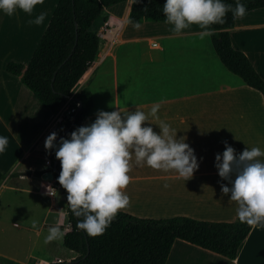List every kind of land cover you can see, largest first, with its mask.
I'll return each mask as SVG.
<instances>
[{
	"label": "crops",
	"instance_id": "1",
	"mask_svg": "<svg viewBox=\"0 0 264 264\" xmlns=\"http://www.w3.org/2000/svg\"><path fill=\"white\" fill-rule=\"evenodd\" d=\"M58 2L44 0L37 5L33 16L47 13L39 26L29 24L33 16L22 11L11 17L0 12V135L9 138L7 149L0 153V171L6 176L0 184V210L14 208L13 201L4 202L7 196L24 197L17 201L23 214L22 234L43 241L49 226L62 229L67 224L64 214L68 201L62 195L61 201L50 195L49 186L53 189L56 181H46L42 175L52 164L45 139L53 131L58 137L62 134L60 119L70 105L67 102L56 113L46 108L18 76L7 71V65L30 62ZM131 6L129 0L106 9L108 17L97 24L99 33L110 16L124 20L117 43L99 48L95 62L80 82L79 89L89 87L94 99L84 125L92 123L99 110L128 112L140 108L150 113L154 103L162 101L160 119L170 124L178 137L186 139L200 167L186 180L146 164L135 166L133 161L129 173L132 180L125 189L130 205L121 211L147 219L184 216L234 222L238 206L221 192V183L227 181L218 175L215 156L224 151L225 141L237 153L246 147L264 149V95L224 66L211 37L201 39L197 25L181 34L165 22H143L137 30L128 22ZM121 7L125 14H114ZM229 32L233 47L247 55L264 80V9L237 17ZM150 122L159 131V121ZM37 217L38 232L31 227V220ZM60 217L62 223L58 222ZM33 255L31 259L45 264L61 261H51L47 250ZM166 264H264V227L253 226L236 260L177 240Z\"/></svg>",
	"mask_w": 264,
	"mask_h": 264
},
{
	"label": "clouds",
	"instance_id": "2",
	"mask_svg": "<svg viewBox=\"0 0 264 264\" xmlns=\"http://www.w3.org/2000/svg\"><path fill=\"white\" fill-rule=\"evenodd\" d=\"M44 0H0V12L9 17L23 12L33 16L37 5ZM243 0L228 3L226 0H165L162 11L165 23L172 31L181 34L192 25L201 31V39L211 37L213 25H224L230 12L233 19L247 13ZM47 13L41 11L28 20L37 26L45 22ZM134 29L142 27L140 20L128 21ZM160 102L154 103L150 113L140 108L134 111L121 110L96 113L95 120L78 126L68 138L53 131L45 139V148L60 161L58 182L67 191V206L78 218L77 228L89 236L103 235L117 214L130 205L125 191L132 180L130 172L135 166L145 164L165 173L174 172L181 178L191 179L200 167L195 150L184 137H178L170 124L158 115ZM150 120L159 131L154 130ZM150 122V123H146ZM9 145V138L0 135V153ZM203 158H200L202 160ZM134 161V164H133ZM218 175L227 184L221 183V192L237 204L236 215L241 223L264 227V149L246 147L237 153L225 141V149L215 156ZM169 187L168 184L164 185ZM51 186H49L50 192ZM54 190V189H53ZM34 231H40V222L31 220ZM64 231L59 226H49L44 242L60 240Z\"/></svg>",
	"mask_w": 264,
	"mask_h": 264
},
{
	"label": "trees",
	"instance_id": "3",
	"mask_svg": "<svg viewBox=\"0 0 264 264\" xmlns=\"http://www.w3.org/2000/svg\"><path fill=\"white\" fill-rule=\"evenodd\" d=\"M129 0H59L41 42L27 65L11 62L7 71L18 76L43 106L54 113L67 102L75 112L65 114L63 136L68 138L84 125L94 107L89 87L79 89L81 80L92 67L100 39L97 24L106 9ZM235 3V0H226ZM247 13L264 9V0H243ZM165 0H132L128 20L165 22L162 11ZM237 18L229 12L224 25H213L214 49L224 66L241 77L250 87L264 95V80L249 58L232 45L229 30ZM55 150L51 169L56 160ZM57 177L61 171L57 159ZM6 176L0 171V184ZM62 186V185H60ZM64 192L67 194L66 189ZM71 231L64 234L63 245L78 257L72 261L50 264H166L177 240L188 242L225 258L236 260L253 229L237 218L234 222L201 221L190 217L147 219L120 211L107 231L89 236L77 228V220L67 207Z\"/></svg>",
	"mask_w": 264,
	"mask_h": 264
},
{
	"label": "rangeland",
	"instance_id": "4",
	"mask_svg": "<svg viewBox=\"0 0 264 264\" xmlns=\"http://www.w3.org/2000/svg\"><path fill=\"white\" fill-rule=\"evenodd\" d=\"M114 14L122 16L125 14V10L122 7L118 8V10H115ZM108 15L109 14L105 12L103 18L108 17ZM53 153L54 150L49 153L51 159ZM50 170L52 169L50 168ZM55 186H57V184ZM55 195L58 200L61 199L60 195L64 197V200H67V194L62 188L56 190ZM23 200H25L24 197L18 196L17 194L7 196L4 202L13 201L15 206L11 210H0V264H45V262H41L40 260L31 259L34 258L33 253L38 255V253H42L43 250H47V252L50 253L52 256V259H50L51 261L56 259L69 262L76 259L78 255L65 248L62 239L44 244L42 239H35L34 236H32V238L22 234L23 225L21 221L23 220V214L18 210L21 204L17 201ZM64 216L66 217L67 224L62 230L64 229L63 231L67 232L70 230L67 208ZM37 218V220H39L40 217ZM58 222L62 223L63 218L60 217ZM31 240H33V242H30ZM31 252L33 253L31 254Z\"/></svg>",
	"mask_w": 264,
	"mask_h": 264
},
{
	"label": "built area",
	"instance_id": "5",
	"mask_svg": "<svg viewBox=\"0 0 264 264\" xmlns=\"http://www.w3.org/2000/svg\"><path fill=\"white\" fill-rule=\"evenodd\" d=\"M123 19H118L114 16H110L108 23L106 24V26L98 33L99 36V46L100 48L102 47H106V48H110L113 47V45L115 43H117L118 41V37H119V33L121 32V30L123 29ZM75 108H69L66 113L69 115L71 113L75 112ZM65 113V114H66ZM64 117L65 115L60 119V121L64 122ZM51 168V166L49 167ZM62 188V186H55L53 189H51L50 191V195L55 196V191L56 190H60ZM71 231V228L70 230Z\"/></svg>",
	"mask_w": 264,
	"mask_h": 264
},
{
	"label": "water",
	"instance_id": "6",
	"mask_svg": "<svg viewBox=\"0 0 264 264\" xmlns=\"http://www.w3.org/2000/svg\"><path fill=\"white\" fill-rule=\"evenodd\" d=\"M67 131L68 130H65L59 137H58V139H57V145H59V139L61 138V137H63L66 133H67ZM57 159L55 160V162H54V165H53V170H48V171H46L43 175H42V177H43V179L44 180H46V181H49V182H54V181H56L55 180V173L57 172ZM29 175H31L32 173L31 172H29L28 173Z\"/></svg>",
	"mask_w": 264,
	"mask_h": 264
}]
</instances>
